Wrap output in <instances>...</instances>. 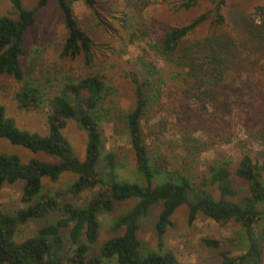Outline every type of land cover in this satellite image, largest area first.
Returning a JSON list of instances; mask_svg holds the SVG:
<instances>
[{
  "label": "trees",
  "instance_id": "16d2710c",
  "mask_svg": "<svg viewBox=\"0 0 264 264\" xmlns=\"http://www.w3.org/2000/svg\"><path fill=\"white\" fill-rule=\"evenodd\" d=\"M66 30L59 52L69 64L56 77L58 91L49 96L28 77L21 65L26 55L25 33L36 22V13L48 4L38 0L26 9L21 0H10L15 16H0V75L10 76L17 86L13 95L20 110L42 111L47 107L46 133L20 129L0 105V139L32 154L57 158L56 163L37 158L21 160L16 154L0 153V188L22 181V207L13 213L0 208V264H183L175 254L163 251L164 237L172 216L187 208L186 224L198 216L237 230L222 243L210 237L202 246L217 251L219 264H261L264 256V79L259 54H264V5L256 8V18L224 8L230 0H214L213 9L203 11L182 25H170L152 33L151 25L140 23L149 0H113L112 8L123 4L119 30L101 19L99 0H55ZM81 2L97 26L113 31L118 49L98 41L80 25L72 5ZM170 10L189 11L199 0H161ZM116 29V28H115ZM149 40L150 51L170 69L140 58L126 72L132 88L133 106L128 112L116 108L114 88L108 70L113 58H121L127 47ZM124 46V47H123ZM245 54V55H244ZM172 118L181 134L178 148L185 154L188 170L171 168L163 154L150 155L143 123L156 116ZM73 120L86 135L83 160L73 153L63 130ZM119 123L126 131L134 155L138 181L122 180L119 163L112 152L101 155L102 122ZM161 129L167 120L157 122ZM244 128L248 137L259 141L261 151L246 149L237 142L241 154L232 167L229 160L215 159L195 173L193 164L201 153L231 144L233 127ZM200 133L205 140L194 137ZM156 136L155 134L151 133ZM64 173L75 179L63 191L44 192L43 180L55 184ZM247 184L241 195L235 179ZM98 188L85 204L78 197ZM137 202L113 218L112 229L121 234L96 247L103 213L111 214L120 203ZM158 208L154 224L157 251L146 249L138 238L140 221L151 208ZM48 222L34 236L21 239V227L30 220ZM231 241V242H230ZM237 241V243H236ZM235 242V245L233 243ZM233 250L236 254H233Z\"/></svg>",
  "mask_w": 264,
  "mask_h": 264
},
{
  "label": "rangeland",
  "instance_id": "374dc122",
  "mask_svg": "<svg viewBox=\"0 0 264 264\" xmlns=\"http://www.w3.org/2000/svg\"><path fill=\"white\" fill-rule=\"evenodd\" d=\"M22 5L26 9L34 7L38 0H21ZM148 7L143 11L140 16V23L151 25V32L155 33L170 25H182L191 20L194 16L203 11L213 9L214 0H199L200 5L189 11H173L170 10L161 0H149ZM101 7V19L105 25L112 24L115 31L119 30L121 18L123 17L122 9L123 4L118 2L119 6L112 8L111 3L113 0H99ZM264 5V0H230L224 8L227 16L231 17V12L245 13L247 16L252 17L258 23L256 18V8ZM75 16L80 22V25L85 28L91 35H96L98 41L104 40L108 46L113 49H118L120 46L117 39H114L113 31L105 32V29L97 26L96 20L93 18L91 12L81 2L73 3L72 5ZM0 16H15L10 0H0ZM66 37V30L62 21L60 11L57 7L55 0H48V4L37 11L35 24L28 29L25 33L24 49L26 55L21 58V65L24 73L31 77L41 89H45L48 95L55 94L59 87L56 83V77H60L59 72L62 67L69 64L67 59H60L59 52L61 45ZM149 40L137 41L127 47V52L121 58H113L110 54L111 49L104 46L103 51L105 55H110L111 60L115 66L108 70V80L114 88V102L116 108L121 111L128 112L133 106L132 88L128 82L126 72H130L136 66L140 58L151 61L158 68L163 71L170 69L166 64L158 59L149 49ZM124 47V46H123ZM245 55V54H244ZM264 69V54L257 55ZM261 80L264 79V70L260 75ZM17 86L13 79L7 75H0V105L5 108V113L8 117L13 118L16 125L20 129L39 132L40 134L46 133V115L47 107L42 111L27 112L18 109L17 103L13 97L16 93ZM160 118L167 120L166 127L161 129L157 122ZM175 121L170 118H165V114H160L149 122L143 123V134L146 142L149 145L150 155L163 154L166 160L169 161L170 167H177L181 170H188L190 163L186 162L184 152L178 148L179 139L181 134L178 127L174 124ZM119 123L112 124L109 122H102L100 124V131L103 140V147L101 155L107 152H112L117 157L119 163V177L122 180L138 181V175L135 172L134 155L131 152L130 146L127 142L126 131ZM234 141L231 144L217 146L201 153L197 157V161L193 164L195 173L203 171V166L215 159L229 160L232 167L236 163L241 154L237 142L245 144L246 149L250 151H261L259 141H253L252 138L246 133L243 127L234 125L233 127ZM155 134L156 136L152 135ZM64 136L71 144L74 155L83 160L85 152L86 135L78 127L75 121H67L66 127L63 130ZM194 137L205 140V137L200 133L194 134ZM0 153L3 154H16L20 156L21 160L27 161L30 158H37L45 162L56 163L59 160L54 157L47 156L42 153L32 154L20 147L12 146L7 141L0 139ZM75 179L70 173H64L57 183L53 184L47 179L43 180L45 185L44 192L54 194L56 191H63ZM264 179V176H263ZM236 186L241 195L246 194L247 184L236 178ZM22 181H17L15 185H5L0 188V208L9 213L21 208L23 205L20 202ZM98 191V188L84 191L78 197V203L85 205L92 196ZM136 199H130L126 202L120 203L111 214L103 213L100 215V230L95 248L101 246L104 242L118 236L121 231H114L112 229L113 218L119 216L123 212L136 203ZM158 208H151L147 216L140 221V229L137 233L139 240L142 242L146 249L157 251V245L154 235V224L156 221ZM187 208L180 207L172 216V226L167 229L164 237L163 251H170L175 254L177 259L183 264H219V257L217 251L206 248L201 245L200 239L205 237L215 238L222 243V248L227 245V240L233 236V232L238 228L235 224L220 225L210 219L198 216L196 221L191 227L186 224ZM51 219H34L30 220L26 225L21 227L19 236L21 239L32 237L36 232ZM231 242V241H230ZM237 243V241H236ZM235 245V242L233 243ZM233 254L236 251L233 250ZM264 264V256L262 263Z\"/></svg>",
  "mask_w": 264,
  "mask_h": 264
}]
</instances>
